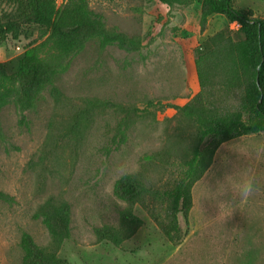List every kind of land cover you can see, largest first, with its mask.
I'll return each instance as SVG.
<instances>
[{
    "label": "rangeland",
    "instance_id": "374dc122",
    "mask_svg": "<svg viewBox=\"0 0 264 264\" xmlns=\"http://www.w3.org/2000/svg\"><path fill=\"white\" fill-rule=\"evenodd\" d=\"M56 1L59 8L67 2ZM260 4L236 5L256 10ZM89 5L109 30L142 47L128 52L91 41L30 109L16 104L0 109V192L9 197L0 201V264H22L25 233L68 264H264V133L203 145L194 122L168 108L184 106L201 91L197 50L223 30L236 39L239 26L223 28L219 16L203 33L200 19L184 14L188 6L169 8L155 0H89ZM15 9L0 3V13ZM49 35L28 26L3 45L0 62H15ZM207 82L220 94V69L213 67ZM78 110L88 120L73 146L64 128ZM197 149L204 161L189 188L188 217L177 219L181 238L173 242L158 225L168 222L169 203L154 195L175 189ZM126 175L147 194L118 198L115 184ZM50 199L70 208L69 237L61 242L43 224ZM125 212L137 222L126 223ZM106 226L120 235L118 245L97 235Z\"/></svg>",
    "mask_w": 264,
    "mask_h": 264
},
{
    "label": "trees",
    "instance_id": "16d2710c",
    "mask_svg": "<svg viewBox=\"0 0 264 264\" xmlns=\"http://www.w3.org/2000/svg\"><path fill=\"white\" fill-rule=\"evenodd\" d=\"M155 1L170 8L190 6L196 0ZM198 1L202 6L200 28L203 33L212 15H222L238 24L237 38L223 30L208 39L202 50H197L195 64L201 91L184 106L168 105V108L194 122L203 145L264 133V19L256 17L251 9L239 8L235 0ZM0 3L16 8L13 12L0 13V46L9 39H19L28 26L50 33L47 40L27 50L15 62H0V109L11 104H16L21 111L30 109L37 94L51 85L58 74L66 72L71 59L91 41H98L101 48L116 45L128 52H137L142 47L125 33L109 30L103 18L91 10L89 0H67L61 8L56 0H0ZM213 67L220 69L223 75L220 94L208 88L207 77ZM231 96L235 99L229 100ZM87 120V112L78 110L65 123V137L73 146L83 138ZM123 125V121L119 123L114 143L121 137ZM202 156V149H197L175 189L154 195L169 203L168 222L158 221V225L170 241L181 238L177 219L180 214L188 217L189 188L201 169ZM114 194L129 201L147 191L135 178L126 175L116 182ZM6 200L9 197L0 192V201ZM69 211V205L60 199H50L44 206L43 224L57 242L69 237ZM122 217L128 224L137 222L131 213L125 212ZM96 233L114 245L121 242L112 227L97 229ZM20 246L24 253L22 264H68L55 253L39 248L27 233L22 236Z\"/></svg>",
    "mask_w": 264,
    "mask_h": 264
},
{
    "label": "crops",
    "instance_id": "0c3cea01",
    "mask_svg": "<svg viewBox=\"0 0 264 264\" xmlns=\"http://www.w3.org/2000/svg\"><path fill=\"white\" fill-rule=\"evenodd\" d=\"M260 4V7L256 8V10H253V12L257 15L256 17H258V14H263L264 13V0H257ZM236 4H237V0H235ZM201 3L196 0L192 5L188 6L185 10H184V14L186 15L187 18H194L195 20H199L200 16H201ZM250 9V8H249ZM247 10V9H245ZM219 16L222 15H212L209 18L208 21V25L210 27V24L212 22H214L215 20H217V18ZM223 21H222V27L223 28H228L231 27L233 28L234 26H237V23H231L225 16H222ZM186 26V25H185ZM3 56L5 57V46H0V59L3 58Z\"/></svg>",
    "mask_w": 264,
    "mask_h": 264
},
{
    "label": "built area",
    "instance_id": "2783aa9c",
    "mask_svg": "<svg viewBox=\"0 0 264 264\" xmlns=\"http://www.w3.org/2000/svg\"><path fill=\"white\" fill-rule=\"evenodd\" d=\"M17 49H18V50H20V48H19V47H18Z\"/></svg>",
    "mask_w": 264,
    "mask_h": 264
}]
</instances>
